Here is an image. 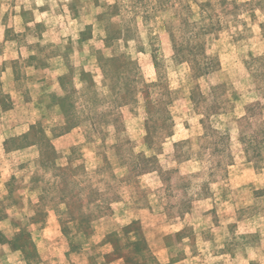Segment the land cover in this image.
<instances>
[{
	"label": "rangeland",
	"instance_id": "obj_1",
	"mask_svg": "<svg viewBox=\"0 0 264 264\" xmlns=\"http://www.w3.org/2000/svg\"><path fill=\"white\" fill-rule=\"evenodd\" d=\"M0 264H264V0H0Z\"/></svg>",
	"mask_w": 264,
	"mask_h": 264
}]
</instances>
